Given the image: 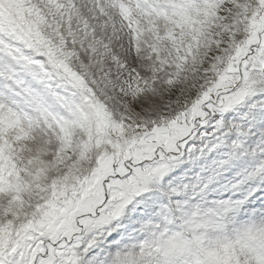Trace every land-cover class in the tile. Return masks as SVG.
<instances>
[{"label": "snow or ice", "instance_id": "1", "mask_svg": "<svg viewBox=\"0 0 264 264\" xmlns=\"http://www.w3.org/2000/svg\"><path fill=\"white\" fill-rule=\"evenodd\" d=\"M0 264H264V0H0Z\"/></svg>", "mask_w": 264, "mask_h": 264}]
</instances>
